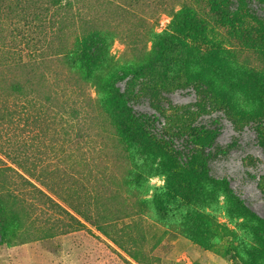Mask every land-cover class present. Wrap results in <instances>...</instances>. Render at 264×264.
Returning <instances> with one entry per match:
<instances>
[{"label": "rangeland", "instance_id": "1", "mask_svg": "<svg viewBox=\"0 0 264 264\" xmlns=\"http://www.w3.org/2000/svg\"><path fill=\"white\" fill-rule=\"evenodd\" d=\"M87 1L90 11L118 21L129 36L125 41L140 40L148 28L110 4L123 0ZM176 1L130 3L155 33L169 36L165 13ZM56 7L51 0H0V166L31 183L12 171L0 175V264H264L253 222L235 201L209 183L190 191L167 165L118 138L112 142L99 110L84 124L97 134V146L76 144L75 121L60 114L62 103L73 104V94L63 89L69 79L53 62L61 26ZM246 9L264 21L256 1ZM197 11L206 37H179L185 67L170 62L116 84L135 112L155 116V133L177 151L190 147L192 130L215 133L210 176L227 180L235 196L264 218V39L212 17L205 3ZM110 53L120 60L130 52L116 38ZM198 73L204 77L198 80ZM11 81L21 82L24 95L8 89ZM35 188L66 209L73 203L92 215L119 218L108 229L117 243L88 223L90 232H64L68 217Z\"/></svg>", "mask_w": 264, "mask_h": 264}, {"label": "trees", "instance_id": "2", "mask_svg": "<svg viewBox=\"0 0 264 264\" xmlns=\"http://www.w3.org/2000/svg\"><path fill=\"white\" fill-rule=\"evenodd\" d=\"M51 1L54 6H57L56 15L61 25L60 44L54 54L53 62L59 65L62 73L69 79V87L67 83H64L63 89L73 94V104L66 107L62 103L60 114L75 121L73 139L76 144L81 146L85 144L92 148L97 146V134L89 133L84 124L87 118L94 115L95 109L99 110L110 127L108 136L112 142L113 137L118 138L126 147L136 148L138 152L141 151L142 154L154 158L157 165L163 167L167 165L173 176H181L179 178L186 183L190 191L193 187L206 183L221 188L227 197L237 203V208L253 222L251 230L258 243L259 258L264 261V218L248 209L235 196L227 180L214 179L209 174L208 150L212 146L215 133L192 130L188 134L190 147L186 152L177 151L164 135L159 136L155 133V116L135 112L116 84L127 75H140L170 62L185 67L186 61H182L181 56L182 45L178 43V40L179 37L188 35L206 37L207 28L204 22L201 23L197 11V7H201L204 3L212 17L224 21L229 27L241 24L245 29L240 31L242 34L264 39V29H262L264 21L258 19L255 13H248L246 9L247 3L251 1H256L264 9V0H177L165 13L171 17L172 22L173 32L169 36H165L164 33H155L154 25L149 23L145 16L135 11L133 4L130 3L132 0L128 3L125 0H123L124 3H110L120 15L127 13V16L135 21V25L148 27L140 40L130 41H125V38L129 36L124 30H120L118 21L108 22L98 11H90L87 0ZM247 21L251 23L245 25ZM64 26L68 27L69 35L64 33ZM116 38L126 45L130 52L128 59L118 60L110 53V46ZM149 42L151 47L147 49ZM261 43L264 44V42ZM198 74V80L204 77L201 73ZM8 89L13 94L24 95L25 92V87L19 81H11ZM64 94L62 95L65 96ZM230 101L229 99L225 103L229 105ZM6 171H12L23 182L31 184L23 174L11 167L0 166V175L6 174ZM22 173L25 174L24 171ZM35 189L52 207L68 217L69 223L66 224L68 228L64 229V232L84 229L90 232L85 225L88 223L117 243L108 229L119 218L111 219L107 217V213L92 215L73 203H68V209H66L44 191ZM2 213L3 210L0 207V215ZM202 218L207 222L211 219L208 215Z\"/></svg>", "mask_w": 264, "mask_h": 264}]
</instances>
